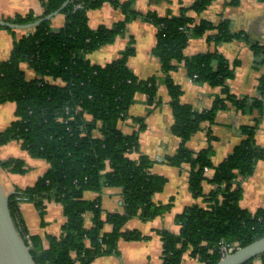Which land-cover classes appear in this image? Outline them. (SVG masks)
Segmentation results:
<instances>
[{
    "label": "trees",
    "instance_id": "1",
    "mask_svg": "<svg viewBox=\"0 0 264 264\" xmlns=\"http://www.w3.org/2000/svg\"><path fill=\"white\" fill-rule=\"evenodd\" d=\"M106 1L121 7L127 18L112 27L92 28L88 11ZM132 1L42 0L41 16L31 12L6 19L26 25L66 4L61 11L66 15L62 28L53 30L50 20L39 23L15 40L10 58L0 61V104L16 105L15 119L0 131V146L19 140L33 157L50 163L47 172L33 185L16 188L10 197L14 219L38 264H91L97 257L116 254L120 239L150 238L139 229L125 228L132 217L150 221L173 207L172 199L167 203L153 200L154 194L164 190L168 179L152 173L155 160L140 153V133L146 127V116L131 115L139 126L132 133L121 127L139 93L147 95L149 112L159 105L157 75L140 78L128 65V59L136 52L133 38L109 63L96 64L87 58V53L124 34L130 16H141L158 30L152 53L161 60L173 108V132L181 138L176 154L166 161L175 167L189 165V189L195 199L203 202L187 206L176 216L175 222L181 227L178 233L164 227L157 229L163 241V264H183L187 254L200 264H214L223 258L221 245L237 249L264 236V207L250 211L241 204L243 179L252 174L258 160H264V149L256 141L264 115V76L257 96L240 98L228 85L237 61L231 64L218 51L185 54L192 38L210 30L216 32L212 38L217 42L247 36L234 31L227 19L219 24L208 20L196 23L189 15L190 11L203 12L213 0H196L179 14L167 16L154 10L139 12L132 8ZM230 3L239 4V0ZM1 28L13 29L0 25ZM251 47L264 59V44L253 42ZM26 62L36 72L33 79L22 68ZM182 63L196 82L222 88L223 96H217L211 107L199 111L192 104L181 102L183 90L171 78V72ZM230 105L243 112L258 109L259 116L251 125L243 126L242 141L216 165L211 146L194 152L187 143L204 122L213 124L218 112ZM209 137L213 139L212 131ZM132 152H139V157L132 158ZM0 164L11 172L26 171L20 158ZM211 170L213 174L209 176ZM206 182L215 186L209 192L205 191ZM105 187L122 188L123 212L104 216L100 197L85 198L86 191L101 192ZM23 198L35 201L42 211L45 199L62 203L67 217L64 232L48 236L47 246L41 236L28 235L19 210V200ZM89 213L91 227L85 225V215ZM107 223L113 225L108 232ZM256 262L264 264V253L247 264Z\"/></svg>",
    "mask_w": 264,
    "mask_h": 264
},
{
    "label": "crops",
    "instance_id": "2",
    "mask_svg": "<svg viewBox=\"0 0 264 264\" xmlns=\"http://www.w3.org/2000/svg\"><path fill=\"white\" fill-rule=\"evenodd\" d=\"M126 2L128 0H120ZM196 0H133V9L147 13L150 10L157 11L162 16L179 14L183 7H190ZM34 13L41 16L44 12L42 0H0V18L7 19L18 14L25 15ZM189 15L195 19L196 23L201 20H208L214 24H219L225 19L230 21V27L237 32H244L247 39H232L224 42H217L213 39V30L198 38H192L185 54L194 56L204 51H218L230 61L231 64L238 62L234 76L228 80L230 90L238 97H253L259 94L260 80L264 76V59L259 57L252 49L251 43L259 42L264 44V0H239V4L230 3V0H213L212 4L203 12L197 14L190 11ZM89 24L92 28L99 26L112 27L117 22L127 18L125 11L121 7L106 1L101 7L88 11ZM66 22V15L62 12L50 20L51 28L59 30ZM28 29H0V61L10 58L16 39L22 37ZM157 32L155 25L148 22L141 16H130L127 19L124 34L117 37L115 42L105 44L98 49L87 53V58L96 64H106L118 58L121 52L134 39L136 52L128 59V65L140 78H148L157 75L159 79V105H156L151 112L148 111L147 95L139 93L136 101L129 108V117L121 122L124 132L132 133L138 129V125L131 118L132 116H146V127L140 133V153L146 154L155 160L152 173L163 175L168 179L163 191L154 194L153 200L160 203H167L172 199V209L164 215L155 218L153 221L145 222L140 217H132L125 225L127 229H139L149 239L127 241L120 239L118 243V253L97 257L91 264H137V251L140 253L147 250V243L151 245L153 251L158 254L160 263L163 264L162 257V237L157 229L167 227L174 232H179L175 219L187 206L195 203L202 204L201 200L195 199L189 189L188 176L190 167L187 163L175 167L169 164L166 159L175 155L180 145L181 138L174 134L172 125L174 123L173 108L170 102V94L165 83V74L161 69V60L152 53L157 43ZM100 54H94L95 52ZM102 56V57H101ZM102 58V59H100ZM26 75L30 73L29 79L36 77V72L32 70L27 62L22 64ZM171 78L182 87L180 100L182 103L192 104L199 111L211 107L214 99L222 95L221 87H214L208 82H196L189 77L184 63L180 64L171 72ZM9 108V117L0 115V131L6 128L14 119L13 112L16 110ZM14 110V111H13ZM259 116L258 109H250L248 112L237 110L230 105L226 109L218 112L215 122L209 124L204 122L202 129L194 134L188 141V147L198 152L203 148L211 146L213 149L212 160L214 164H220L232 153L235 146L244 138L243 126L251 125L255 118ZM256 133L257 144L264 149V115ZM209 129L212 131L213 139L209 137ZM8 149V150H7ZM13 149L19 152H14ZM139 152H132V158H138ZM10 158H20L26 164V171L11 172L4 169L0 164V178L7 192H16V188H26L33 185L47 170L50 163L46 159L33 157L23 148L19 140L10 141L0 146V163ZM159 159V160H158ZM36 168L39 170L35 172ZM213 170L209 172V176ZM31 177V178H28ZM36 178V179H34ZM30 181L29 184L25 182ZM243 196L241 204L244 208L254 211L264 207V160H258L251 175L243 179ZM215 186L210 182L205 183V191H211ZM121 187H105L101 192L86 191V199L101 198V207L104 216L108 212H123V195ZM44 210L42 211L35 201L28 199L19 200L20 215L23 224L28 231V235H39L43 238L47 246L48 236H59L64 232L67 217L62 203L56 200L45 199ZM141 221V222H137ZM85 225L91 227L93 220L91 214L85 215ZM113 225L107 223L105 231H111ZM120 248V249H119ZM119 250L121 252H119ZM121 253V254H120ZM124 256V257H122ZM126 258V259H124ZM200 264L196 259L188 254L185 256L183 264ZM76 264H81L77 261ZM145 264V263H141ZM254 264H260L256 262Z\"/></svg>",
    "mask_w": 264,
    "mask_h": 264
},
{
    "label": "water",
    "instance_id": "3",
    "mask_svg": "<svg viewBox=\"0 0 264 264\" xmlns=\"http://www.w3.org/2000/svg\"><path fill=\"white\" fill-rule=\"evenodd\" d=\"M66 4H64L65 6ZM60 9L53 13L40 17L32 23L18 24L0 18V25L10 28L30 29L39 23L51 20L62 11ZM14 192H7L0 178V264H38L32 256L31 249L21 234L11 211L10 197ZM264 253V236L253 242L229 252L228 255L214 264H247L254 258Z\"/></svg>",
    "mask_w": 264,
    "mask_h": 264
},
{
    "label": "rangeland",
    "instance_id": "4",
    "mask_svg": "<svg viewBox=\"0 0 264 264\" xmlns=\"http://www.w3.org/2000/svg\"><path fill=\"white\" fill-rule=\"evenodd\" d=\"M89 53H91V52H89ZM94 54H100V53H98L97 51L94 53ZM102 57V56H101ZM100 59H102V58H100ZM27 76L28 77H30L31 75H30V73L28 74V72H27ZM9 108H12V109H14V104L12 103V102H6V103H3V105L2 104H0V115H3V116H6V117H9L10 116V114H11V111L9 110ZM14 111V110H13ZM12 119H15V112H13V118ZM8 150V149H7ZM13 151L14 152H19L18 150H15V149H13ZM159 160V159H158ZM26 164V163H25ZM39 169L38 168H36V170H35V172L36 171H38ZM28 178H31V177H28ZM34 179H36V178H34ZM29 182L30 181H27L26 180V184H29ZM30 183H32V182H30ZM30 185V184H29ZM28 185V186H29ZM28 186H26V187H28ZM167 213V212H166ZM165 213V214H166ZM159 217V216H158ZM157 218V217H156ZM155 219V218H154ZM150 221H153V220H150ZM137 222H141V221H137ZM145 222H148V221H145ZM165 228V227H164ZM167 228V227H166ZM128 241V240H127ZM130 241H133V240H130ZM148 245V247H147V250H145V251H143V252H139V251H137V264H141V263H145V264H161L160 263V259H159V256H158V254L157 253H155L154 251H153V249H152V247H151V245L153 244V242H150V243H147ZM120 249V248H119ZM119 252H121V253H123L122 252V250L120 251L119 250ZM120 253V254H121ZM122 257H124V256H122ZM124 259H126V258H124ZM188 264V263H187ZM190 264H193V263H191L190 262Z\"/></svg>",
    "mask_w": 264,
    "mask_h": 264
},
{
    "label": "built area",
    "instance_id": "5",
    "mask_svg": "<svg viewBox=\"0 0 264 264\" xmlns=\"http://www.w3.org/2000/svg\"><path fill=\"white\" fill-rule=\"evenodd\" d=\"M235 249L233 246L221 245L220 251L222 252L223 257L229 254V252H233Z\"/></svg>",
    "mask_w": 264,
    "mask_h": 264
}]
</instances>
